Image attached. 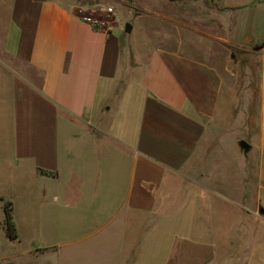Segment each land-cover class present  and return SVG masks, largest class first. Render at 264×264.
I'll use <instances>...</instances> for the list:
<instances>
[{
    "label": "crops",
    "instance_id": "0c3cea01",
    "mask_svg": "<svg viewBox=\"0 0 264 264\" xmlns=\"http://www.w3.org/2000/svg\"><path fill=\"white\" fill-rule=\"evenodd\" d=\"M159 1L185 2L186 27L199 12L202 29L225 27L208 35L260 53L264 70V0H138L133 31H152ZM91 2L0 0L10 76L0 82V164L31 165L39 202L58 211L57 222L53 209L47 219L64 233L33 251L58 253L60 264H264V203L255 196L264 168L253 173L247 157L227 172L225 67L181 45L125 49L119 22L84 20ZM247 79L250 99H264V75L259 92Z\"/></svg>",
    "mask_w": 264,
    "mask_h": 264
},
{
    "label": "rangeland",
    "instance_id": "374dc122",
    "mask_svg": "<svg viewBox=\"0 0 264 264\" xmlns=\"http://www.w3.org/2000/svg\"><path fill=\"white\" fill-rule=\"evenodd\" d=\"M91 12L95 17L100 18L107 23L112 21L114 24L119 22L120 29L123 31V43L125 49L128 47H144L150 45L164 46H182L183 50L193 56L211 59L221 67H225L227 81L230 82V88L226 92V110L223 119V126L226 131L230 147L226 148L225 159L227 172L232 171L235 164L242 165L246 158L253 160V173L260 176L264 165V99H250V90L245 89L249 80L247 77L255 78L250 85L255 91L259 92L258 79L264 75L262 69V59L260 53L243 51L232 46H225L219 43L221 39L217 35L212 37L208 32L225 35L223 28H203L204 22L201 19V12L197 20L190 21L194 27H186V4L185 2L177 4L178 8L170 2H157L151 4L157 13L150 16L152 31L149 27L140 29L137 27L134 31L127 30L129 24H136L138 21L135 14L141 13L138 0H92ZM114 7V10L108 8ZM135 11V14H133ZM160 13L163 15L161 16ZM181 12V13H180ZM176 18V19H175ZM117 21V22H116ZM149 21L143 19L144 26ZM1 39V37H0ZM180 46V47H181ZM10 77L7 70L3 68L0 60V82L4 83ZM238 78L242 79L240 85H236ZM2 85V84H1ZM241 88L238 93L235 88ZM0 91L1 90L0 87ZM4 93V92H3ZM258 96V95H257ZM0 105L4 107L2 101ZM236 110V117L233 113ZM4 115L2 113L0 116ZM215 135V136H214ZM247 140L253 144V148L245 152L239 147L238 140ZM212 144H216V129L211 132ZM256 143V146H254ZM214 148L211 149L213 151ZM222 155V154H220ZM223 157V155H222ZM35 188H42V181L28 163L14 167H4L0 164V195H4L15 203L14 216L18 223L19 238L11 239L6 231L4 219L6 217L5 205L0 199V264H60L58 253L36 254L33 249L45 247L64 238V233L58 230V226L53 221L47 219V211L53 209L55 221L57 222L58 211L42 205L37 198L30 195L28 191L32 183ZM255 196L262 199L264 203V192L256 191ZM34 198V200H32ZM34 201V203H33ZM57 212V213H56ZM227 214V210L225 211Z\"/></svg>",
    "mask_w": 264,
    "mask_h": 264
},
{
    "label": "trees",
    "instance_id": "16d2710c",
    "mask_svg": "<svg viewBox=\"0 0 264 264\" xmlns=\"http://www.w3.org/2000/svg\"><path fill=\"white\" fill-rule=\"evenodd\" d=\"M5 213H6V217H5L4 225L7 234L11 239H18L19 231L15 221L14 205L12 201H8L5 203Z\"/></svg>",
    "mask_w": 264,
    "mask_h": 264
},
{
    "label": "built area",
    "instance_id": "2783aa9c",
    "mask_svg": "<svg viewBox=\"0 0 264 264\" xmlns=\"http://www.w3.org/2000/svg\"><path fill=\"white\" fill-rule=\"evenodd\" d=\"M108 9L114 10V7L111 6ZM83 18H84V20L91 22L93 25H95L97 27L103 25L104 22H106V21H104V20H102L100 18H97V17L93 16V15H91V16L85 15V16H83Z\"/></svg>",
    "mask_w": 264,
    "mask_h": 264
},
{
    "label": "water",
    "instance_id": "95a60500",
    "mask_svg": "<svg viewBox=\"0 0 264 264\" xmlns=\"http://www.w3.org/2000/svg\"><path fill=\"white\" fill-rule=\"evenodd\" d=\"M127 30L130 31V32H132L133 31V25L132 24H129L128 27H127ZM242 146L244 148H246L247 150L250 149V144L246 140H243L242 141Z\"/></svg>",
    "mask_w": 264,
    "mask_h": 264
}]
</instances>
